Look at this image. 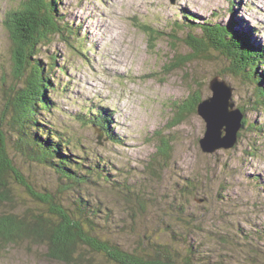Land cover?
<instances>
[{
	"label": "rangeland",
	"instance_id": "rangeland-1",
	"mask_svg": "<svg viewBox=\"0 0 264 264\" xmlns=\"http://www.w3.org/2000/svg\"><path fill=\"white\" fill-rule=\"evenodd\" d=\"M24 1L0 0V84L11 82L13 74L12 41L4 20ZM232 1L235 7L228 0H63L62 11L79 34L71 43L56 39L41 53L44 62L56 56L58 69H67L65 75L55 71L58 93L52 97L58 108L49 119L82 143L86 152L107 162L112 184L120 186L98 181L85 193L92 203L109 210V218L100 220L104 227L99 232L127 250L141 245L145 236L169 242L174 224H189L197 227L189 241L199 250L198 261L264 264V132L245 128L233 149L205 154L200 139L206 123L198 113H187L175 123L176 105L196 90L205 99L212 96L209 86L215 77L233 89L236 108L256 98L257 86L230 74V62L214 50L189 65L173 66L177 56L193 52L185 43L188 35L202 37L200 28L177 27L184 10L201 23L214 20L228 26L235 20L237 30L252 33L254 45L264 46V0ZM142 27L150 28L154 38ZM92 105L113 113L111 128L122 144L107 136L99 144L101 129L75 121V114L87 113ZM247 118L249 124L263 126L262 112L251 111ZM162 139L170 144L169 160L157 155ZM9 146L15 149L11 140ZM11 157L38 191L57 193L55 173L15 151ZM191 180L201 181L202 193L182 196L183 185ZM25 196L19 189L17 201L26 205ZM72 196L65 195L69 204ZM172 201L183 203L185 209L177 210ZM213 233H218L217 239L228 236L230 243L211 240ZM46 254L45 245L0 243V264H62Z\"/></svg>",
	"mask_w": 264,
	"mask_h": 264
},
{
	"label": "trees",
	"instance_id": "trees-1",
	"mask_svg": "<svg viewBox=\"0 0 264 264\" xmlns=\"http://www.w3.org/2000/svg\"><path fill=\"white\" fill-rule=\"evenodd\" d=\"M228 1L235 7L232 0ZM63 3V0H26L20 9L7 13L4 20L12 41L13 74L11 82L0 84V243L45 245L47 257L62 264H100L101 260L104 264H207L198 261L199 250L189 241L197 227L189 224L182 227L174 224L169 242L145 236L141 245L132 250L99 232L104 227L100 220L102 216L109 218V210L103 209L100 202L92 203L86 196V188L97 185L98 181L109 186L120 184H112L114 180L105 160L86 152L82 143L67 131L56 129L49 119L58 108L52 97L58 93L53 80L57 77L55 71L65 75L67 69L63 66L58 69L56 56L44 62L41 53L54 40L71 43L79 34L62 11ZM184 11L185 16L177 27L190 31L200 28L202 37L188 35L185 43L193 52L190 56H177L174 68L189 65L210 50L226 57L230 74L257 86L253 102L237 106L244 115L242 130L251 128L262 134L264 123L254 126L247 117L251 111L264 114V46L254 45L250 40L252 33L237 30L235 20L228 26L214 20L201 23L197 16ZM230 12L235 16L232 8ZM142 28L154 38L150 28ZM73 49L86 58L79 47ZM203 99L201 91L196 90L180 106L176 105L179 117L175 123L180 124L187 113H196ZM74 119L84 126L101 129L113 143L122 144L111 128L115 123L113 113L106 108L92 105L87 113L75 114ZM10 140L15 149L9 146ZM13 151L55 173L60 183L57 193L38 191L16 165L11 157ZM157 155L164 160L171 158L170 144L165 139L161 140ZM201 184V181H188L183 185L182 196L201 194ZM19 189L26 194L23 199L26 205L17 201ZM67 193L73 194L71 204L65 198ZM172 206L185 209L183 203L175 201ZM213 234L211 240L230 243L228 236L217 239L214 236L218 233ZM218 264L228 263L220 260Z\"/></svg>",
	"mask_w": 264,
	"mask_h": 264
},
{
	"label": "water",
	"instance_id": "water-1",
	"mask_svg": "<svg viewBox=\"0 0 264 264\" xmlns=\"http://www.w3.org/2000/svg\"><path fill=\"white\" fill-rule=\"evenodd\" d=\"M209 88L212 96L201 101L197 113L206 123L200 147L205 154H214L220 149L231 150L235 147L243 128L244 115L232 101L233 89L221 78H213ZM98 132L99 144H102L105 135L100 130Z\"/></svg>",
	"mask_w": 264,
	"mask_h": 264
}]
</instances>
